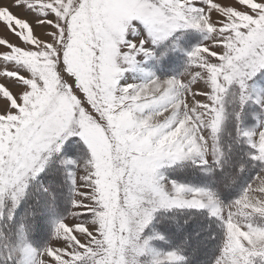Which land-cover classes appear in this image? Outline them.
Segmentation results:
<instances>
[{
	"label": "snow or ice",
	"instance_id": "obj_1",
	"mask_svg": "<svg viewBox=\"0 0 264 264\" xmlns=\"http://www.w3.org/2000/svg\"><path fill=\"white\" fill-rule=\"evenodd\" d=\"M0 25V264H264V0H0ZM188 29L181 72L136 78ZM64 173L71 208L37 248Z\"/></svg>",
	"mask_w": 264,
	"mask_h": 264
},
{
	"label": "rangeland",
	"instance_id": "obj_2",
	"mask_svg": "<svg viewBox=\"0 0 264 264\" xmlns=\"http://www.w3.org/2000/svg\"><path fill=\"white\" fill-rule=\"evenodd\" d=\"M15 11V10H14ZM39 33V29L37 30ZM0 35L9 36L7 31L4 29L3 25H0ZM204 38V34L198 30L188 29L186 30V35L184 39L181 41V49H178L172 53H170V60L166 64H158L154 60H147L144 62L143 72L137 73V79H144L146 73H152L157 77L160 78H168L177 75L181 72L184 68V65L187 61V52L191 51V49L197 46L201 40ZM9 39L15 40L14 37L9 36ZM173 62V63H172ZM171 63V64H170ZM132 76V73L128 74ZM250 107L254 108L255 105H250ZM232 125L231 122L228 124L229 130L231 129ZM246 146V145H245ZM67 147V145H65ZM242 148V152L247 150L243 148V145L240 146ZM73 159L72 153H68ZM71 167V166H70ZM251 168V169H250ZM246 169L249 170V173L240 174L239 179L237 180L234 187L239 189L238 195H236L235 199L238 198L240 193L242 192L243 188L251 182V179L255 177L259 168L249 164ZM251 170V171H250ZM166 175L170 176L173 179H177L180 182L188 183L193 186H207L215 188V185L211 184V182L198 170L194 168H188L183 172H174L170 169H162ZM44 177L45 174H41ZM233 191V189H232ZM57 199L54 206L47 205V196L41 195L40 196V205L36 206L38 208H44V211H38L35 220L29 219V240L30 242L37 248L42 247L50 238L51 233L54 229L55 223L62 219L64 216L67 215L68 211L71 208V183L68 180L67 173H64L60 177V183L58 188L56 189ZM228 192L221 193V199L228 203ZM264 199V196L260 197ZM28 204H33V198L30 196L26 204L22 205L21 208L17 211V218L19 219L21 215L25 212V209ZM201 215H206V213H201ZM218 221H213L214 224V231L219 235L220 231L222 230L219 227H215L218 224ZM163 230V229H161ZM161 247L167 248L168 245L161 244ZM210 248V244L208 245V250Z\"/></svg>",
	"mask_w": 264,
	"mask_h": 264
},
{
	"label": "trees",
	"instance_id": "obj_3",
	"mask_svg": "<svg viewBox=\"0 0 264 264\" xmlns=\"http://www.w3.org/2000/svg\"><path fill=\"white\" fill-rule=\"evenodd\" d=\"M243 148H246L245 145H243ZM247 149V148H246ZM242 148L239 149V151L242 152ZM248 150V149H247ZM245 150V151H247ZM252 165V164H251ZM255 167L259 168V165L256 164ZM251 169V168H250ZM251 171V170H250ZM249 173V170L246 169L244 172H242L241 174H244V173ZM233 189V191H232ZM239 189H236L234 186L231 187L227 192H228V195L230 196H226L228 199V202L231 201V200H234L236 195H238V192ZM222 240V230L220 231L219 235L217 234L216 236V239L212 242H210V248L208 250V256L211 257V256H214L215 254L218 253V250H219V244H220V241Z\"/></svg>",
	"mask_w": 264,
	"mask_h": 264
},
{
	"label": "bare ground",
	"instance_id": "obj_4",
	"mask_svg": "<svg viewBox=\"0 0 264 264\" xmlns=\"http://www.w3.org/2000/svg\"><path fill=\"white\" fill-rule=\"evenodd\" d=\"M173 63V62H172ZM171 64V63H170Z\"/></svg>",
	"mask_w": 264,
	"mask_h": 264
}]
</instances>
